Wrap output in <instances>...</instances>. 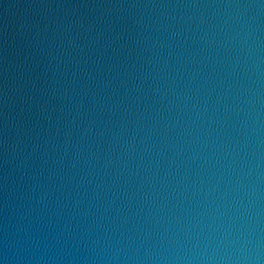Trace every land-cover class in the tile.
<instances>
[{"label":"water","instance_id":"95a60500","mask_svg":"<svg viewBox=\"0 0 264 264\" xmlns=\"http://www.w3.org/2000/svg\"><path fill=\"white\" fill-rule=\"evenodd\" d=\"M6 264H264V0H78L0 118Z\"/></svg>","mask_w":264,"mask_h":264},{"label":"clouds","instance_id":"9594fccd","mask_svg":"<svg viewBox=\"0 0 264 264\" xmlns=\"http://www.w3.org/2000/svg\"><path fill=\"white\" fill-rule=\"evenodd\" d=\"M0 264H6L5 260H0Z\"/></svg>","mask_w":264,"mask_h":264}]
</instances>
